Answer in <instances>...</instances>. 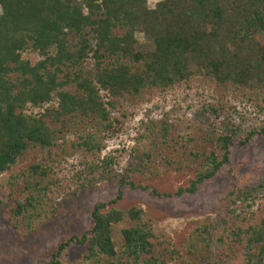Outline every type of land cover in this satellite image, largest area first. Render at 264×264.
I'll use <instances>...</instances> for the list:
<instances>
[{
	"label": "trees",
	"instance_id": "1",
	"mask_svg": "<svg viewBox=\"0 0 264 264\" xmlns=\"http://www.w3.org/2000/svg\"><path fill=\"white\" fill-rule=\"evenodd\" d=\"M28 51L40 59L23 58ZM210 83L264 100V0H160L153 8L147 0H0V211L7 206L5 218L26 236L73 183L110 174L119 184L115 197L92 207L90 227L41 264H72V244L85 247L76 264H225L235 254L240 264H264V215L245 216L256 198L250 190L233 186L221 222L189 227L185 254L166 232L157 237L142 206H117L126 186L159 198L195 193L230 164L235 138L245 144L264 126L239 136L240 123H223L217 147L195 153L193 176L174 193L135 184L132 171L113 172L117 157H98L132 105ZM28 152L37 159L16 169Z\"/></svg>",
	"mask_w": 264,
	"mask_h": 264
},
{
	"label": "rangeland",
	"instance_id": "2",
	"mask_svg": "<svg viewBox=\"0 0 264 264\" xmlns=\"http://www.w3.org/2000/svg\"><path fill=\"white\" fill-rule=\"evenodd\" d=\"M158 1L147 0V5L153 8ZM137 37L144 42L142 34ZM23 58L32 63L40 59L31 51L23 53ZM143 101L132 105L129 113L133 114L105 137V146L98 157H117L118 166H114L113 172L121 176L130 170L135 184L150 186L159 192L174 193L188 183L199 164L195 153L217 147L214 142L223 123H240L239 136L264 126V100H250L233 88L215 83L191 86V89L180 86L168 94H157L152 100L146 101L145 98ZM211 105H215L217 112ZM69 138L76 140L73 136ZM78 155L76 153L70 161L77 163ZM35 159L34 152L25 153L15 168L25 167ZM88 159L98 158L89 155ZM81 181L57 196L55 214L26 236L7 221V206L2 207L0 264H41L49 260L59 242L74 234L81 235L90 227L92 207L115 197L119 188L118 181L110 174L92 182ZM235 185L250 190L256 197L245 216L252 221L261 218L264 215V135L261 133L245 144H239L235 138L230 147V164L214 178L200 184L195 193L159 198L149 190L126 186L117 206H142L152 216L157 237L166 232L168 239L185 254L183 243L187 229L200 219L221 222L225 215L224 197ZM128 224L123 222L115 228L118 249L122 241L120 230ZM84 248L72 244L68 248L67 261L78 263ZM225 259V264H240V254Z\"/></svg>",
	"mask_w": 264,
	"mask_h": 264
}]
</instances>
